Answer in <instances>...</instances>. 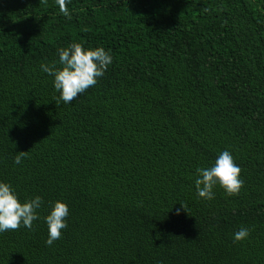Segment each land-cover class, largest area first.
<instances>
[{
	"label": "trees",
	"instance_id": "trees-1",
	"mask_svg": "<svg viewBox=\"0 0 264 264\" xmlns=\"http://www.w3.org/2000/svg\"><path fill=\"white\" fill-rule=\"evenodd\" d=\"M65 7L0 0V181L21 202L41 197L30 228L0 232V264H264V0ZM73 42L112 63L57 103L40 64L60 67ZM222 150L239 192L197 198L195 169ZM55 200L66 227L45 245Z\"/></svg>",
	"mask_w": 264,
	"mask_h": 264
},
{
	"label": "clouds",
	"instance_id": "clouds-1",
	"mask_svg": "<svg viewBox=\"0 0 264 264\" xmlns=\"http://www.w3.org/2000/svg\"><path fill=\"white\" fill-rule=\"evenodd\" d=\"M59 11L68 16L65 0H55ZM56 54L60 67L52 64H40L43 73L52 77V87L58 95L55 97L57 103L63 101L69 104L77 95L83 94L86 89L97 83V78L112 63V58L102 47L86 48L80 43H69L66 47L57 48ZM15 155L13 163L19 164L21 156ZM239 165L234 163L233 156L228 150H222L215 160L207 167H197L193 185L197 198L211 200L213 198V186L218 185L228 196L235 195L242 186ZM176 209L179 214L181 210L186 212L185 205L179 203ZM41 207V197L33 196L21 202L15 190L4 181H0V232L14 230L20 226L30 228L34 220L40 219L37 209ZM68 208L59 200L50 201L47 214L43 216V223L47 229L45 245H51L61 235V230L66 227ZM249 229L239 227L232 234L233 242L247 238Z\"/></svg>",
	"mask_w": 264,
	"mask_h": 264
}]
</instances>
